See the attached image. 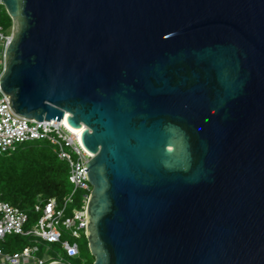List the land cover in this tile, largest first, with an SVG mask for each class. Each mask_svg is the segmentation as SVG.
<instances>
[{
	"label": "water",
	"instance_id": "obj_1",
	"mask_svg": "<svg viewBox=\"0 0 264 264\" xmlns=\"http://www.w3.org/2000/svg\"><path fill=\"white\" fill-rule=\"evenodd\" d=\"M1 6L14 111L86 127L94 264H264V0Z\"/></svg>",
	"mask_w": 264,
	"mask_h": 264
},
{
	"label": "built area",
	"instance_id": "obj_2",
	"mask_svg": "<svg viewBox=\"0 0 264 264\" xmlns=\"http://www.w3.org/2000/svg\"><path fill=\"white\" fill-rule=\"evenodd\" d=\"M13 32L14 25L10 32L0 25V81L7 69V52L14 39ZM10 103V96L0 86V155L12 152L20 145L45 141L59 159L69 164V180L73 191L63 204L56 199L35 204V213L40 216L34 222L20 208L0 201V264L62 262L61 255H50V247L44 248L50 244L58 245L64 256L76 258L80 255L76 240L82 236L88 237L87 210L92 185L87 179L85 165L94 155L83 145V135L79 137L63 123L64 119L61 122L30 119L16 113ZM78 193L82 206L70 212L69 207L75 202ZM13 236L30 238L31 244L17 252H7L3 245Z\"/></svg>",
	"mask_w": 264,
	"mask_h": 264
},
{
	"label": "trees",
	"instance_id": "obj_3",
	"mask_svg": "<svg viewBox=\"0 0 264 264\" xmlns=\"http://www.w3.org/2000/svg\"><path fill=\"white\" fill-rule=\"evenodd\" d=\"M0 25L7 32L13 26V20L4 7L0 8ZM69 175V164L59 159L49 143L35 141L20 145L8 155H0V201L20 208L34 222L40 216L35 213V204L51 199L63 204L71 195L73 185ZM81 206L78 193L69 211ZM30 244V238L13 236L5 241L3 248L7 252H17ZM94 262L95 257L90 254L88 264Z\"/></svg>",
	"mask_w": 264,
	"mask_h": 264
},
{
	"label": "rangeland",
	"instance_id": "obj_4",
	"mask_svg": "<svg viewBox=\"0 0 264 264\" xmlns=\"http://www.w3.org/2000/svg\"><path fill=\"white\" fill-rule=\"evenodd\" d=\"M5 155H8V153H6ZM66 238L70 241H73L72 238H70L69 236H66ZM76 241L80 247V255L76 258H68L64 256L65 254L62 252L61 248L58 245H46L44 248L46 249L47 247H50L51 249V251L49 252L50 255L55 256L56 253L61 255L62 262L65 264H88L90 259V254L93 256L90 250L88 239L86 240L84 236H82L80 239H77Z\"/></svg>",
	"mask_w": 264,
	"mask_h": 264
},
{
	"label": "bare ground",
	"instance_id": "obj_5",
	"mask_svg": "<svg viewBox=\"0 0 264 264\" xmlns=\"http://www.w3.org/2000/svg\"><path fill=\"white\" fill-rule=\"evenodd\" d=\"M68 117L69 115L67 114L66 117H64L63 123L66 124L67 126H69L76 134H78L79 137H81V135H83L85 128L83 126H81L80 128H74L72 126L69 125L68 123Z\"/></svg>",
	"mask_w": 264,
	"mask_h": 264
}]
</instances>
